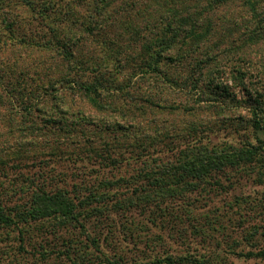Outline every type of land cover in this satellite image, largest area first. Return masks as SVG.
I'll use <instances>...</instances> for the list:
<instances>
[{"label": "trees", "instance_id": "16d2710c", "mask_svg": "<svg viewBox=\"0 0 264 264\" xmlns=\"http://www.w3.org/2000/svg\"><path fill=\"white\" fill-rule=\"evenodd\" d=\"M259 48L264 0H0V264H123L103 248L118 233H185L192 195H228L237 172L264 184V92L238 67ZM44 148L88 174L56 185ZM134 210L155 212L119 220ZM204 215L192 229L207 235L218 216Z\"/></svg>", "mask_w": 264, "mask_h": 264}, {"label": "rangeland", "instance_id": "374dc122", "mask_svg": "<svg viewBox=\"0 0 264 264\" xmlns=\"http://www.w3.org/2000/svg\"><path fill=\"white\" fill-rule=\"evenodd\" d=\"M14 10H16L14 13H18L20 17L29 16V12L24 6H17ZM37 55H40V53L35 52L33 57L26 59V62L28 61L27 63L30 64L35 58V60L42 58H38ZM225 62H227V65L223 66L226 72L225 77L230 80L235 61L225 60ZM240 66L245 71L246 81H252L255 87L264 92V73H260L264 72L263 49L259 48L257 51H253L250 56L248 53L239 63L238 67ZM77 102L79 105L82 102L86 108L90 107V104L85 100L81 101L77 98ZM246 111V108L238 109L236 115L239 112L245 113ZM199 113L200 117L213 116L208 111H200ZM2 132H7V130L1 125L0 133L2 134ZM17 135L16 133L14 136L16 137ZM10 138L13 140L12 142L15 141L12 135H10ZM44 152L46 154L45 159L48 160V163L42 167V172H48L49 176H54L58 180L55 183L56 185H63L65 177L62 176L61 178V173L65 172L69 166L64 163L57 164L49 161L52 159V156H47V148H44ZM29 164H31L30 161ZM31 168H34V166ZM36 168L39 167L36 166ZM85 168L78 170L77 168L71 169L69 167L68 172L75 173L79 171L80 176H82L81 178H84V174H88L87 170L84 171ZM121 173L125 176L128 174L124 170ZM242 173L237 172L236 176L231 178V181L236 184L228 195H226L227 193L221 194L219 189L213 188L210 189V193L202 192L200 195L194 194L191 196V199L186 200L187 203L194 206L192 214L196 218L195 220H190L191 224L187 220L178 221L177 226H179L180 230L185 227V233H178V229L176 230L174 228L169 233H167L168 230L167 232L164 231L163 239H156L154 236L159 231L157 232L151 228L148 234L144 232L140 233V240L148 236V238L142 239L141 242L139 239L138 241L128 239L127 241L120 242L122 241L123 235L122 233H118L116 236L118 239L117 242L119 243L108 244L103 247L104 250L108 254H112L111 256L113 258H121L123 264H132L133 258L136 264L138 262H148L155 255L163 256L166 254H191L194 257L205 259L206 264H264V256L254 255V253L257 254L264 249V184L254 180V175L251 172H249V175ZM119 174L118 172L116 175L118 176ZM66 176L69 179L68 175ZM68 186H72L71 180H69ZM178 203H168L169 205L164 203L162 206H168L170 207L169 209L178 213L182 211V206H180L182 203ZM155 208L153 206L154 210ZM154 210L146 211L143 214L138 210H134L133 212L126 211L119 220H147L149 213L155 212ZM205 212L218 216V219L214 220L217 222L216 229H211L210 231L207 229L208 232L205 233L207 235L192 229L193 223L200 225L204 221ZM157 220L162 219L158 218ZM150 238L155 239L151 240ZM56 261L57 259L55 258L49 259L48 264H57Z\"/></svg>", "mask_w": 264, "mask_h": 264}]
</instances>
